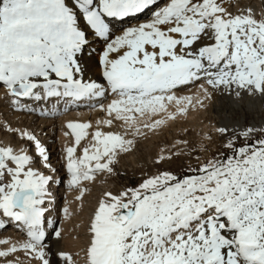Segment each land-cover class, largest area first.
Returning <instances> with one entry per match:
<instances>
[{"label": "snow or ice", "instance_id": "obj_1", "mask_svg": "<svg viewBox=\"0 0 264 264\" xmlns=\"http://www.w3.org/2000/svg\"><path fill=\"white\" fill-rule=\"evenodd\" d=\"M150 9L149 19L117 34ZM96 57L103 82L85 78L82 58ZM190 86L196 94H178ZM216 93L264 115V6L255 0H0V232L11 224L24 236L0 238V264H53L54 256L76 264L47 243L62 239L48 219L51 186L62 178L23 118H55L81 103L104 113L95 128L64 125L74 139L63 167L79 200L84 182L114 174L141 139L207 109ZM113 126L121 131L103 130ZM215 131L226 151L104 193L85 264H264V127ZM188 144L162 150L154 164L179 158ZM63 214L71 215L67 207Z\"/></svg>", "mask_w": 264, "mask_h": 264}, {"label": "bare ground", "instance_id": "obj_2", "mask_svg": "<svg viewBox=\"0 0 264 264\" xmlns=\"http://www.w3.org/2000/svg\"><path fill=\"white\" fill-rule=\"evenodd\" d=\"M255 3L258 7L264 6L261 5V0H255ZM150 14L151 9L138 17L128 18L124 24L116 26L117 34H119V29H122L125 26H135L138 23L146 21L150 18ZM93 46L97 50L102 48V44L100 43H96ZM81 62L85 68V78L103 82L100 66L98 64V57H96V59L82 58ZM197 91V87L190 86L188 88L180 89L178 94L194 95ZM108 99H104L102 102L107 103ZM52 106L53 105H49V107ZM208 107L211 109L209 112L206 109H192L187 115H178L174 121H169L167 126L163 127L162 131H157L156 134L150 133V139H152V141H157V139L162 137L163 134H173L183 131L187 133L188 129L199 130L204 135L211 134L214 139H217V137L220 138V136L216 133L215 129L219 126H223L224 124L233 125L237 130H240L245 125H255L258 128L264 127V115H261L259 105H257L256 109H253L251 106L241 108L234 104L229 97L216 93L214 94L213 100L209 102ZM207 114H210V116L208 117ZM5 115L8 119L12 120L13 124L16 123L18 118L13 117L11 113L7 112ZM246 116H250L248 124L246 123ZM103 118L104 113L100 112L99 109L93 110L87 103H81L79 107H72L66 113L61 111L60 115L55 118L44 119L38 118L37 116L23 118L24 124L35 130L36 134L49 148L51 163L53 167L57 169L55 178L57 180L62 178L61 183L53 184L51 186L55 200L52 205H49L51 211L48 216V219L54 223L55 227L62 230V239L57 240L54 236H50L47 243L51 245L52 252H56L57 250L70 252L76 261V264H85L84 249L87 245L90 221L95 211H90L91 217L86 223V217L88 216L87 213L89 212V209L87 207L82 209L81 204L76 202L77 196L80 195V191L69 188L67 185L68 175L66 173V169L63 167V149L66 145L71 144L74 138L71 134L65 136V131L70 130L65 129L64 125L69 120H76L91 122L95 128L96 122ZM103 130L121 131V129H118L116 126H113L111 129L105 127ZM96 180L98 179L96 178L94 181L84 182L83 188L85 189V185L87 184H91V186H93ZM65 207L69 209L71 214L67 218H65L63 214V208ZM57 219H59L58 224L55 223V220L57 222ZM0 238L22 240L24 236L13 225L9 224L6 231L4 230L0 232ZM53 264H58L55 256L53 257Z\"/></svg>", "mask_w": 264, "mask_h": 264}, {"label": "rangeland", "instance_id": "obj_3", "mask_svg": "<svg viewBox=\"0 0 264 264\" xmlns=\"http://www.w3.org/2000/svg\"><path fill=\"white\" fill-rule=\"evenodd\" d=\"M206 110L208 112L211 111L210 107H207ZM207 115L208 117L210 116V114ZM249 117L250 116H246L247 124L249 123ZM116 127L120 129L118 126ZM206 135L202 134L199 130L188 129L187 133L183 131L173 134H163L162 137L157 139V141H152L150 135H148L146 139H141L139 141L138 149L134 153L121 157L120 163L116 165V172L114 174H98L99 176L96 177L98 180L95 181L93 186H91V184L85 185V192L81 196V199L76 202L81 204L82 209H84V207L89 209L86 223L91 217V212L96 210L92 208L98 207L99 200L103 198L105 192L111 191L114 194H118L126 187L136 186L146 175L155 174L158 169L166 168L175 172L186 171L189 166H197V156H199L202 161L206 156L226 151L223 148L221 138L217 137V139H214L211 134ZM208 136H211L212 139H207ZM229 138H231V135H229ZM182 140L189 142L187 147L181 145L185 153L184 155H181L170 163L161 165L154 164V160L162 150L171 149L176 142L178 143ZM224 142H226V140ZM237 143L242 144L243 140H239ZM58 220L59 219H57V222L55 220V223L58 224Z\"/></svg>", "mask_w": 264, "mask_h": 264}]
</instances>
